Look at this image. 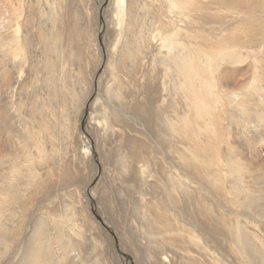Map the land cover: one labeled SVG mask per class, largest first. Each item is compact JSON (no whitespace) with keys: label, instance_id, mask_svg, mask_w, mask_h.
Listing matches in <instances>:
<instances>
[{"label":"rangeland","instance_id":"obj_1","mask_svg":"<svg viewBox=\"0 0 264 264\" xmlns=\"http://www.w3.org/2000/svg\"><path fill=\"white\" fill-rule=\"evenodd\" d=\"M53 1V6L56 7L55 0H0V35L6 36L7 27L15 24L9 21L12 6L20 9L21 16L28 15L29 22L32 23L28 25L23 19V23H20L21 30L19 29L18 35L29 32L32 44L30 43L26 50V61L21 63L18 58L11 79L12 85L5 86L0 76V184L3 181H11L21 186L18 177L12 176V166L27 173L24 166L28 164V160L24 148L21 147L23 144L17 141L12 133L9 135L7 124L4 122L13 121L14 131L17 129V133H21V124L17 122L13 112L18 102L21 107L20 112L19 109L17 112L30 128L38 131L36 124L30 123L32 119L52 120L55 125L52 130L56 128L55 131L59 132L56 149L60 152L58 157L47 159L43 167L37 165V162L34 164L36 172L39 173L38 183L35 186L30 185L23 193L22 199L26 201L23 213L20 212L21 207L16 205L15 212L18 219L22 220L21 226L13 241L0 240V264H15L21 255L20 246L27 240L26 232L30 234L32 226L41 221H46L51 228L54 225V216L58 218L59 214H68L66 216L71 218L68 219V224L76 225L79 234L69 232L68 229L66 232L79 241L77 245L80 256H76L77 250L69 253L66 259L61 246L55 243L52 237H48V255L53 261L59 259L58 264H90L93 261L97 264H241L240 255L234 248L230 234L219 226V220L215 218L214 213L212 218L209 214H202L201 206L197 204L198 199L201 200L200 203L205 201L210 211L213 207L221 214L225 213L227 217L230 215L231 218H239L240 223L253 237L252 243L262 251L264 216L258 218L252 213L262 212L264 206V97L260 94L249 96L247 104L251 107L261 100L256 107L255 116L251 118L252 121L246 120L243 114L233 107L232 112L238 121L229 123L225 119V109L222 108L218 112L222 118L219 119L218 116L214 123L218 130L215 129L213 138L199 137V151L195 149V152L200 153L198 156L204 162L212 158L214 162L220 159L225 165L221 186L226 196L220 198L221 196L212 194L214 192L200 168L199 175L195 174L198 181L193 178L192 183L195 188L203 187L200 195L195 196L198 199H183L182 204L175 207L167 195L170 177L178 170L175 145L169 140L165 141L167 131L160 121V118L171 115L165 108V103L170 101L172 94L169 88H165L169 87V81L166 80L164 66L159 64L163 71L153 70L152 52L148 51L143 63L138 67V72L134 74L135 77L121 70L122 68H118L120 71L109 69L108 61L114 60L113 54L111 56L114 41H121L122 35L125 39L133 36L130 31L126 35L128 32L125 31L120 38L115 31L111 0H59V5L63 6L60 11L63 12L58 26L62 31L59 41L55 40L56 46L50 47L49 39L43 33L42 36L38 34L37 30L39 25L42 26L39 24L42 22L39 10L44 8L45 11ZM254 19L264 23V17L256 16ZM24 24L30 28L27 32L24 31L27 29ZM227 33L224 32L221 36ZM207 42H210L211 47L216 45L215 40ZM119 44H122V41ZM258 45L261 47L264 43L260 41ZM57 47L58 51H55ZM250 63L252 60L247 58L238 64H224L221 73L225 76L226 72H231L229 86L250 79ZM155 65L157 66L158 62ZM0 66L2 67L1 63ZM256 67L258 72H264V61ZM58 72L64 75H61L63 78L58 79L55 84L62 82L64 87L61 93L53 94L51 88L54 87L51 83L48 84L47 77L57 75ZM221 73H217V77H220ZM17 75L20 76L17 78ZM114 75L119 78L118 89L121 94L118 97L105 91L108 86H116ZM162 80L164 82H161ZM161 84L165 91L161 88V92L154 95L153 87H161ZM255 84L262 87L264 95V79ZM166 93L168 95H164ZM75 94L76 98L73 100ZM149 96L155 98L150 99ZM13 99L15 103L8 105L10 103L7 102ZM38 111L41 112L40 115ZM61 121L63 124L59 125ZM63 125H66L64 129ZM59 128L62 131H59ZM204 132L197 134L202 135ZM209 139L211 142H206ZM49 141L44 144L47 149L51 148ZM202 151L205 155L203 157ZM30 152L36 153L33 146L30 147ZM123 155L129 157L123 158ZM230 158H236L240 163L238 183L241 181L254 198L257 207L253 211L241 209L240 201L242 196L247 198L246 193L237 195L233 189L230 193L231 188L237 185L233 184V180L231 183V178H236L235 172H230V165H226ZM122 163H126L128 167L124 168ZM32 171L35 172L33 167ZM20 189L23 190L24 187ZM193 202L196 203L194 206ZM70 207L73 212H69ZM181 207L186 213L178 216ZM251 217L254 219H250ZM7 223L11 222L7 220ZM218 226L224 230H220ZM13 233L15 232L10 235ZM191 235H197V240H190ZM4 247L6 249H3ZM215 257L219 259V263H215Z\"/></svg>","mask_w":264,"mask_h":264},{"label":"bare ground","instance_id":"obj_2","mask_svg":"<svg viewBox=\"0 0 264 264\" xmlns=\"http://www.w3.org/2000/svg\"><path fill=\"white\" fill-rule=\"evenodd\" d=\"M47 2H49V0H47ZM55 3H57L56 7L53 6V1L49 4V7L45 11L44 8L39 10V12H41L39 16L42 19V22L39 24L42 26L39 25L37 30L38 34L42 36L43 33V35L47 37L52 43L59 41L60 33L62 31L59 29L58 24L61 23L63 10L61 12L60 9H62L63 6L59 5V0H55ZM111 5L113 8L112 12L114 28L116 29L115 31H117L119 37L125 31H130V34H133V36L130 39H128L129 37L125 39L122 35L123 39L120 37L122 44L119 45L118 43L121 41H118V39H116L114 43L112 42L113 53H111V56L113 54L114 60L111 59L108 61L107 64L109 69H114L117 71L119 70L118 68H122L121 70L129 72L132 77H135L134 74L138 72V67L143 63V59L146 57L148 51H150L152 52L153 70H156L157 72L163 71L159 68V64L164 66L165 76L167 78L166 80L169 81V87L166 86L165 88H169L171 90L172 98L169 102L165 103V108L171 112V115L164 116L163 119L160 118L163 128L167 131V134L164 136L166 138L165 141L169 140V142H172L175 145V154L178 167V170L174 176H171L167 173L169 176H171L170 182L167 181L169 184V189L167 191L169 201L173 202L175 207H179V205L182 204L183 199H192L195 198V196L200 195L199 192H201V189L203 188L201 187L202 185H200L201 188H195L192 184L194 180L196 182L198 181L196 177L197 175L195 176V174L200 173V168H202L201 172L204 173L207 184H209L214 192L212 194L221 196L220 198L225 197L226 194L224 193V189L221 186L223 174L222 171L226 170L225 165L222 164L220 159L214 162L212 158L204 162L198 156L200 153L195 152V149L198 150L199 137L205 136L208 138H213L216 131L215 129H217V126L215 127L214 123L217 121L218 116L219 119L222 118V116L218 114L222 108L225 109V119L229 123L231 121L235 122V120L238 121L236 119L237 117L232 112L233 107L240 111L246 120L252 121L253 119L251 118L255 116L254 113L256 111V107L259 105V103H261V100L259 102L256 101L253 107H251L247 104L249 101V96H257V94H260L264 97L261 91L262 87L255 84V82L264 79V72H258L256 69V66L264 61L262 60V57H264V46L260 47L258 45L260 41L264 43V23L258 19H254L256 16L262 18L264 17V0H111ZM11 10L12 12H10L9 21H13L15 24H10V26L7 27L8 34L6 36L0 35V63L2 64V67L0 66V76L5 86L12 85L11 79L14 68L16 67V63L18 62V58L21 63L26 61V50L31 43L30 34L27 32L30 28L28 29L29 26L26 27L27 24H24L27 28L24 31L27 33L24 35H18L20 23L22 24L23 21L24 23H28V25L31 23L29 22L28 15L21 16L20 9L16 6H12ZM257 22H260V24ZM10 27L11 29H9ZM224 32L228 33L225 36H221L224 35ZM127 34H129V32L126 33V35ZM124 39L126 41L123 42ZM208 40H215L216 45H212L213 47L209 46L210 42L208 43ZM50 42V47H55L57 44V42L54 44H50ZM153 42L155 43L154 45L152 44ZM57 49L58 47L55 51H58ZM60 53L59 56L61 55ZM56 54L58 55V53ZM247 58L252 60V63H250V68H252L250 79L241 83H236L237 85L229 86V73L231 72H226V75L224 76V73H221V68L223 69L224 64H238L241 61H245ZM45 61L49 62L48 60ZM156 62H158L157 66L155 65ZM219 72L221 73V76L217 77V73ZM16 73L18 74V72ZM58 73L59 74L57 75L47 77L48 84L51 83V85L54 87H50L53 94H56L57 92L61 93L63 89L62 87H64V85L61 84L62 82L60 84H55L58 79L60 80V78H63L61 75H64L60 74V72ZM19 76L17 75V78ZM114 80L116 81V86H112V88L111 86H108L106 87L105 91L106 93H110L111 96L113 94L118 97L119 94H121V91L118 89L119 78L114 75ZM161 82L164 81L162 80ZM161 85V87H153V91L155 92L154 95H156L158 92H161V88L164 90L163 84ZM73 90L71 92L72 94ZM164 95L168 94L166 93ZM74 98H76V94L73 96V100ZM149 98L152 99L155 98V96H149ZM156 98H158V96ZM14 100L15 99H13V101H8L7 103H10L8 105L11 106L14 104ZM20 107V102H18L15 104V108L13 109L17 122L21 124L22 130L20 131L21 133L19 132L20 134L17 133V129L16 132L14 131L12 124L13 121H4L7 124L6 130L9 132V135L12 133L13 136L17 138V141L23 144L21 147L24 148L26 152V159L28 160V164L24 166V170H26L27 173H23L22 170L20 172L19 170L21 168H16L15 166L10 168L12 176L16 175L18 177V181L21 186H19L17 182L13 183L11 181H3L0 184V193L3 192L0 195V240L6 242L8 240L13 241L16 238L15 236L21 226L20 223L22 220L18 219V216L15 212V209L17 208L16 205L21 207L20 212L23 213L25 210L26 201L22 199V195L24 192H26L30 185L35 186L38 183L39 173L36 172L34 164L37 162V165H41L43 167V165L47 163V159L50 157H58L60 153L56 149V141L59 139V132L55 131L56 128L52 130V128L55 126L52 120H46L41 117L40 121H35V119H32L31 121H33V123L31 121L30 123L36 124L35 128H38V132L37 130L30 128L29 124L25 122V119H23L19 113ZM18 109L19 112H17ZM13 117L14 114L11 116V119H13ZM58 124H63V121ZM59 125L58 127H60ZM65 126L66 125H63L62 129H64ZM62 129L59 128V131H62ZM66 129L67 128H65V130ZM196 131L198 133L205 132L204 134L199 135ZM44 139L45 141L50 140L49 142L51 144V148L49 147V149H47V147L44 145ZM206 142L209 143L211 140L209 139ZM31 146L35 148V154L30 152ZM202 152L201 153L203 157L204 151ZM125 156L127 155H123V158H125ZM239 164L240 163L236 158H230L228 164H226L230 165V172L234 171L236 174V178H231V183L233 180V184L237 185L231 188L230 193L232 192V189L237 195L246 193L250 198H248V196L247 198L242 196L240 201L241 209L253 211V209L257 207L254 198L250 196L248 189L243 187L241 181L238 183V177L240 176L241 172ZM31 165L35 172L32 171ZM122 166L124 168L125 166L128 167L126 163H122ZM212 166L215 168H212ZM139 169L142 171V168L139 167ZM139 169L138 172L140 171ZM21 187H24V189L21 190ZM204 195L206 196V194ZM196 199L198 198H195L194 200ZM200 201L201 200L198 199L197 204L201 206L202 214H209V217L212 218V214L214 213L215 218L219 220V226L223 227L226 232L230 234L235 244L234 248L240 255L241 264H264L263 246V250L261 251V249L257 248V246L252 243L253 237H251V234L248 232V230L245 229V227L240 223L239 218H231L229 217L230 215L227 217L225 213L222 212L221 214L213 207L210 211L205 201L203 202L202 200V203H200ZM195 204L196 203H194L193 206ZM229 204L232 205V202L229 201ZM71 211L73 212L72 208L70 207L69 212ZM156 212L159 213L157 209ZM184 213L186 212H184L181 207L178 216H183ZM252 214H256L255 216L258 218L264 216V206L262 212H254ZM66 215L59 214L58 218L54 216V225L51 228L46 224V221L35 223L30 230L31 233L27 234L26 232V235L28 236L27 240L20 246L21 255H19L20 257L15 264H58L59 259L58 261H53V258L48 255L49 249L47 247L50 241L48 237H52L55 243L61 246L65 258L69 255V253L77 250L78 252L75 254L76 256H80V249L77 245L79 241L74 240L73 237H71V235L66 232V229H68L69 232L75 233L77 235L79 234L78 230L76 229V225L74 223L73 225L68 224V219L71 220V218H68ZM74 217L72 218L75 219ZM250 219L253 220L254 217H251ZM7 220L11 223H7ZM212 220H214V218ZM208 225L207 226L209 229L210 224ZM219 226L217 228L220 229L221 227ZM216 231L217 230H215V232ZM12 232L15 233L10 235ZM223 234H225L224 231ZM189 239L196 241L197 235H191ZM170 243H172V241ZM259 243L261 242L259 241ZM53 247H55L54 244ZM1 249L2 248H0V250ZM3 249H6V247ZM233 258H235V256ZM163 259L165 261L166 257L164 256ZM213 260H215V263H219L218 258L215 257ZM90 264H97V262L93 261V263Z\"/></svg>","mask_w":264,"mask_h":264},{"label":"water","instance_id":"obj_3","mask_svg":"<svg viewBox=\"0 0 264 264\" xmlns=\"http://www.w3.org/2000/svg\"><path fill=\"white\" fill-rule=\"evenodd\" d=\"M86 107H87V105H86Z\"/></svg>","mask_w":264,"mask_h":264}]
</instances>
